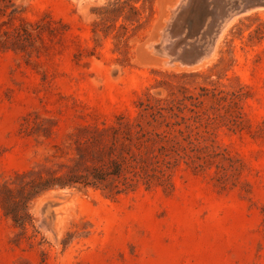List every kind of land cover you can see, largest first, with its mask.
<instances>
[{
  "label": "rangeland",
  "instance_id": "374dc122",
  "mask_svg": "<svg viewBox=\"0 0 264 264\" xmlns=\"http://www.w3.org/2000/svg\"><path fill=\"white\" fill-rule=\"evenodd\" d=\"M171 1L13 0L0 187L122 173L42 194L26 233L0 209V264H264V9L186 65L153 50Z\"/></svg>",
  "mask_w": 264,
  "mask_h": 264
},
{
  "label": "bare ground",
  "instance_id": "6f19581e",
  "mask_svg": "<svg viewBox=\"0 0 264 264\" xmlns=\"http://www.w3.org/2000/svg\"><path fill=\"white\" fill-rule=\"evenodd\" d=\"M171 2L172 9H169V12L167 11V18L171 19V22L167 26L165 25L168 30L162 39H166L167 41L173 39L175 42H183V49L186 51H184L186 59L190 57H198L195 55L196 53L193 54L190 52L191 49L189 48L191 46L194 47L196 44L203 46L200 55L202 57L197 58L198 64L201 60L204 61L203 63H206L211 57H213L214 54L213 52L211 53V51L213 49L215 50L218 40L223 37L226 31H223V28L232 25L237 20V15L250 13L256 9H264V0H172ZM171 35L174 36L171 37ZM168 42L165 45L162 44V46H160L162 48L154 46L153 50L160 51V53L173 51V44ZM155 44L156 43H154V45ZM150 50L149 52H152ZM182 52L181 54H183ZM178 53L179 52L174 55L168 54L170 55L171 60L182 61L183 57H181L182 55L179 57ZM165 61L166 60L163 62ZM173 64L175 63L173 62ZM187 64L188 62L186 65Z\"/></svg>",
  "mask_w": 264,
  "mask_h": 264
},
{
  "label": "trees",
  "instance_id": "16d2710c",
  "mask_svg": "<svg viewBox=\"0 0 264 264\" xmlns=\"http://www.w3.org/2000/svg\"><path fill=\"white\" fill-rule=\"evenodd\" d=\"M15 11L13 0H0V21L4 18H9ZM6 39L13 36L16 40H20L24 35L19 29H16L11 35L9 32L2 34ZM1 39V38H0ZM7 40H0V49H8ZM113 171L109 174L108 169L94 168L92 173L87 176H79L73 171L69 174H62L56 176L55 173H48L44 178L41 174L29 173L16 176V182L11 184H4L0 187V209L6 218H9L13 226L27 232V225L32 228V217L28 212L29 205L42 194L54 189L72 188L76 185H82L84 188L92 186L97 187L106 182L108 176L121 177L122 164L113 162ZM37 176V179H33ZM125 183L129 180L124 178ZM125 185V184H123ZM122 191L117 192V194ZM36 231V230H34Z\"/></svg>",
  "mask_w": 264,
  "mask_h": 264
},
{
  "label": "water",
  "instance_id": "95a60500",
  "mask_svg": "<svg viewBox=\"0 0 264 264\" xmlns=\"http://www.w3.org/2000/svg\"><path fill=\"white\" fill-rule=\"evenodd\" d=\"M174 42H175V41H174ZM168 43L173 44V47H174V48H173V51H171V52L169 51V52H168L170 55H174V54H177V52H179V51H181V52L183 51V52H182L183 54H181V53L179 54V53H178V55H179V57H180V55H182L181 57H183V58H182V59H183L182 61H183L184 63H187V62H188V64H194V63H197V62H198V59H197V58L202 57V56H200L201 54H200V55H196V54H195V55L198 56V57H194V58H193V57H190V58L186 59V58H185V53H184L185 50L183 49V48H184V43H183V42L180 41V42H175V43H173V42H168ZM179 45H180V46H179ZM185 52H186V51H185ZM193 54H194V53H193ZM196 61H197V62H196Z\"/></svg>",
  "mask_w": 264,
  "mask_h": 264
}]
</instances>
